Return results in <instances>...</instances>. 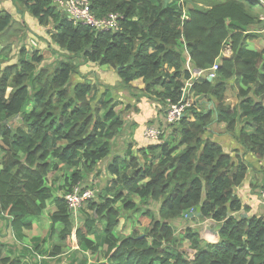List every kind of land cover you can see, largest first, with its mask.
I'll return each instance as SVG.
<instances>
[{"label":"trees","instance_id":"obj_1","mask_svg":"<svg viewBox=\"0 0 264 264\" xmlns=\"http://www.w3.org/2000/svg\"><path fill=\"white\" fill-rule=\"evenodd\" d=\"M11 2L39 27L53 25L50 39L61 49L55 65L41 51L28 57L23 45L13 55L9 43L1 45L13 24ZM90 2L99 17L120 12V28L75 24L57 0H4L0 7V219L9 226L0 234V264H26L29 254L38 264L45 255L74 264L66 251L76 248L100 253L97 264H264V214L237 194L250 167L245 155L264 160V48L249 45L264 28V0ZM188 57L201 69L221 57L217 77L194 83L196 101L167 140L162 133L119 150L105 168V188L92 189L94 197L71 214L66 193L112 155L124 113L138 112L141 101L165 111L169 99L180 100ZM138 79L142 88L133 84ZM224 135L236 139L235 150L224 146ZM261 170L253 185L264 190ZM152 201L162 202L157 214L145 207ZM50 203L48 236L26 239ZM196 207L200 213L188 217ZM128 212L137 213L138 226L126 235L116 228ZM178 216L210 222L215 236L191 225L177 234ZM15 239L23 246L18 256ZM88 263L85 256L78 264Z\"/></svg>","mask_w":264,"mask_h":264},{"label":"rangeland","instance_id":"obj_2","mask_svg":"<svg viewBox=\"0 0 264 264\" xmlns=\"http://www.w3.org/2000/svg\"><path fill=\"white\" fill-rule=\"evenodd\" d=\"M5 1L7 2V0H5ZM0 2H1V0H0ZM8 8H10V12L13 14L14 19H13L12 27H10L11 29L9 31V34L7 33L4 35V37L2 38L1 45L5 46L9 43V46H10V49H12L13 55L17 54V52H18L17 49L23 45L26 47V49L28 51V57H30L36 50L41 51L43 53L45 60H46L45 63H48V65H50V63L52 65H55L57 63V61L60 60L61 49L60 50L56 49L55 44L52 43V41L50 39V37H51L50 33H51V29H52L53 25L50 24L46 28H42L44 26H41V25L39 27L36 24L35 20H33L31 18L30 13L27 11L25 6L23 8L25 10L23 13H20L18 11L17 5H13L12 2L8 6ZM25 18L27 19V21H26L27 23L25 22ZM30 18L33 22L28 23ZM27 24H31V25H27ZM33 32L35 33L34 35H29ZM256 34L259 35V37H257L253 42L251 41V43H249V45H250V47H254L258 50L263 49L264 48V28L256 31ZM224 50L226 51V49H224ZM78 62L80 63V60L75 58L73 63L79 64ZM86 66H89V65L87 64ZM82 68H83V66L80 67V69H82ZM107 68H108L107 66L100 67L101 70H107ZM92 76H94V70L92 72ZM124 92H126V90ZM232 100L234 101L235 99H232ZM148 123L150 126L160 128L162 130L163 136L166 140L168 139L169 136H171L173 134L172 132L177 126V124L172 123L168 120L167 115H166V111H164V109H162L160 112H158L156 114V116L152 117L150 121L147 120L144 123L145 126ZM125 124H126V126H125L126 132L128 134L130 132L132 126H133V124L131 123V120L129 119L128 116L125 117ZM24 127H26V126H24ZM125 139H128V135L119 136L115 140L116 145H115V148L112 150L113 157L110 156V157L106 158L105 160H103L102 164H101L102 168L97 170L98 172L86 175L85 179L80 183L82 188L94 189V191H96V192L101 191L105 188V186L107 184V182L103 179L104 175L106 174L105 168L108 164H110L112 162L113 158L116 156V152L118 153L119 150L126 148L127 142L124 141ZM252 166L254 167V170L258 169L253 164L250 165L251 169H253ZM259 175H262V174H259ZM59 183L61 184L62 182H59ZM58 184H56V185H58ZM258 185L260 188H262L260 183ZM259 187L256 188L257 194L259 195L260 202H261L259 204L260 206L258 207V213L264 214V204L262 202V195L259 194L261 191ZM56 193L58 194L59 192L56 191ZM161 203H162L161 201H157V202L152 201L151 204H145V207L152 209L154 211V213L157 214L159 207L161 206ZM53 209H54V205H52L50 203V205L48 206L44 216L41 217V219H38L41 227L37 226V230L42 232L40 235H42L43 237L48 236L47 234L49 232V227H50V213L53 211ZM128 215H130V216L125 215V217L120 220V223L118 224V226L116 228L117 232L127 235V234L133 232L135 227L138 226L137 213L133 214L132 212H128ZM77 221H78V219H77ZM6 225H7V221L0 219V234L1 235H2L1 232H5L6 227L7 228L9 227L8 225L7 226ZM172 225L177 229V231H176L177 234H184L187 227L190 225H191V227L193 226L192 228H194L196 231L198 229L202 230L204 232L205 237H207V238L208 237L213 238L215 236L214 234L216 233L215 230L211 233L210 229L213 230V228L211 227L212 224L210 222L205 223V225L202 222H198V223H196L194 221L190 222L189 220L185 219L184 216H178V217L174 218L172 220ZM203 225H204V228L202 227ZM139 228H140V230L142 229L141 227H139ZM32 230H31V232H32ZM30 234L27 233L26 239L30 238V236H31ZM10 235L12 236L11 231L9 233V236ZM9 236L7 237V239L10 238ZM99 236H102V225L100 227V235ZM0 238L4 239V237H2V236H0ZM216 238H217V236H216ZM101 239H102V237L101 238L97 237L98 242H100ZM20 245H21V247H23L22 243H20ZM48 246H49V250H50L51 246H52L50 241H48ZM103 249H104V247H103ZM66 253H67V255H71L72 257L76 258V261L74 262V264L75 263L78 264L82 259L85 258V256H87V258H88V261H89L88 264H97L98 258L102 259V256H99L100 253H98V254H91V253L85 254L82 251H80L78 248L70 250V251H66ZM101 255H103L102 252H101ZM43 260H46L47 264H56V262H58L60 264H70L71 263V260H69V258L66 260L63 257L61 261H57L58 258L51 257L49 255H45V257L39 258V261L42 262L41 264H43ZM37 261L38 260L35 257H33L32 255L29 254V259L27 261H25V263L26 264H35V263L38 264Z\"/></svg>","mask_w":264,"mask_h":264},{"label":"built area","instance_id":"obj_3","mask_svg":"<svg viewBox=\"0 0 264 264\" xmlns=\"http://www.w3.org/2000/svg\"><path fill=\"white\" fill-rule=\"evenodd\" d=\"M60 7L64 10L70 21L75 24H83L93 28L96 31H110L120 28L121 18L120 12H110L104 17H99L92 10L90 0H57ZM224 56L226 54L224 53ZM221 65V57H218L215 63L208 69L196 68L192 64L191 58L186 61V68L190 72V78L182 87V96L178 102L169 99L166 115L170 122L177 123L184 116L188 108L193 106L196 101L195 92L193 91L194 83L201 77L214 79L217 77L218 69ZM162 134V130L158 127L147 126L144 130V136L151 140H157ZM262 202L264 204V190L261 191ZM94 197V191L90 188L82 189L79 185L74 186L65 195L68 208L71 214L77 216V211L83 204Z\"/></svg>","mask_w":264,"mask_h":264},{"label":"crops","instance_id":"obj_4","mask_svg":"<svg viewBox=\"0 0 264 264\" xmlns=\"http://www.w3.org/2000/svg\"><path fill=\"white\" fill-rule=\"evenodd\" d=\"M1 5L0 7L4 8V0H1ZM259 37V36H258ZM226 51L224 50V53L226 54V57H229L231 55V48L229 45L226 46ZM133 84L139 88H142L144 86V83L141 79H138V80H135L133 82ZM235 99V98H233ZM236 100V99H235ZM138 109L139 111H128L127 113H124V118L126 116L129 117V119L131 120V123L133 124L130 132L127 134L126 132V128L124 129V133H122L120 136H126L128 135V139H125L124 141L129 143V142H132L133 143V147H137L138 146H141L143 144H146L145 142H148L150 141L147 137L144 136V130L147 126H150L149 123L146 124L145 126V122L147 120H151L152 117L156 116V114L158 112H160V108H155L153 105H149L148 103H146L145 101H141L139 102L138 104ZM120 108V107H119ZM135 122V123H134ZM126 126V124H125ZM220 128H224L225 124H220L219 125ZM225 145V147L227 148V146L231 147L229 148V150L232 151L235 150V148H237V141L236 139H234L232 136H228V135H224L222 136V140H221ZM115 143V142H114ZM123 148V147H122ZM125 149H122L121 151L124 152ZM235 154H237L238 156L240 155H243V150L240 149V151H234ZM116 154H118L116 152ZM137 154V152H136ZM111 157H113V154L111 155ZM245 158L250 162V165L253 164L255 167H257L258 169H260V171L262 172L261 168L264 167V160H257L256 159V156L254 154H251V153H248L245 155ZM0 168H1V165H0ZM256 171L254 169H251L249 167L248 169V175L246 177V180L244 181V183L237 188V194L241 197V198H244L245 199V202L246 203H254V204H260V198H259V195H257V190L253 184L255 183V173ZM61 176V173L59 174ZM259 179L262 180L263 178V174L262 175H259L258 176ZM64 179H65V176H64ZM63 180V178L61 179V181ZM260 180V181H261ZM255 187V188H254ZM260 190H262L260 188ZM260 194V193H259ZM44 216V215H43ZM42 216V217H43ZM37 226L38 227H41L40 226V223H39V220L35 221V224H34V229L32 230H29L27 231L26 233H31L30 237L34 236V235H39L41 237H43L42 235H40L42 232L38 231L37 230ZM12 233V232H11ZM33 233V234H32ZM18 239H15L14 241L10 240V246H12V248L14 250H16L15 252V256H18L22 253V247L20 245V243H22V241L18 242L17 241ZM9 242V240H8ZM19 247V249H18Z\"/></svg>","mask_w":264,"mask_h":264},{"label":"water","instance_id":"obj_5","mask_svg":"<svg viewBox=\"0 0 264 264\" xmlns=\"http://www.w3.org/2000/svg\"><path fill=\"white\" fill-rule=\"evenodd\" d=\"M210 80H211V78H210ZM195 212H197V214H199L200 213V207H196V208H193L192 210L188 211V214H187L188 217L193 216L195 214Z\"/></svg>","mask_w":264,"mask_h":264}]
</instances>
